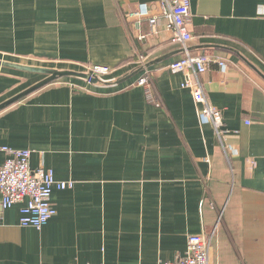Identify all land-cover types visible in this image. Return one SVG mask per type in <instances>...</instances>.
<instances>
[{"label":"crops","instance_id":"obj_1","mask_svg":"<svg viewBox=\"0 0 264 264\" xmlns=\"http://www.w3.org/2000/svg\"><path fill=\"white\" fill-rule=\"evenodd\" d=\"M140 4L160 14L159 0H0V61L115 70L107 85L63 78L0 112V145L73 185L53 190L40 230L19 226L22 204H0V264H164L197 234L211 237L210 264H264V0H190L187 52L208 61L197 78L221 139L166 70L185 53L164 21L129 18ZM175 52L146 69L159 106L135 85L143 71L124 79L138 55ZM43 78L0 67V105Z\"/></svg>","mask_w":264,"mask_h":264},{"label":"built area","instance_id":"obj_2","mask_svg":"<svg viewBox=\"0 0 264 264\" xmlns=\"http://www.w3.org/2000/svg\"><path fill=\"white\" fill-rule=\"evenodd\" d=\"M160 14L153 16L146 4H140L136 13L129 15L130 19H146L150 28L154 29L159 20H163L167 31L171 33L169 43L180 47L185 55L175 62L166 66L167 72L180 73L184 76V86L191 93L196 106V113L202 118L209 120L217 138L221 139L223 129V114L217 108L210 106L203 95L198 76L207 71L208 61L199 56L188 54V44L192 42L193 35L189 30L191 16L190 0H159ZM147 56L142 54L136 58V65L141 67L147 62ZM220 70L225 71L224 63H218ZM115 70L109 66L89 64L84 72L89 80L97 78L104 81ZM105 82V81H104ZM136 86L142 87L145 97L151 104L156 106L158 102L153 96V76L149 70H144L137 79ZM73 88V86H70ZM0 153L5 159L0 166V204L4 210L15 205H23L20 209L19 226L21 228L42 229L56 214L50 198L53 190H65L72 188L71 182L56 181L52 170L40 167L32 171L29 168V160L32 152L28 149L15 150L8 146L0 145ZM211 237L204 234L190 235L187 237L186 253L176 262H164V264H210Z\"/></svg>","mask_w":264,"mask_h":264},{"label":"water","instance_id":"obj_3","mask_svg":"<svg viewBox=\"0 0 264 264\" xmlns=\"http://www.w3.org/2000/svg\"><path fill=\"white\" fill-rule=\"evenodd\" d=\"M189 51V49H188ZM178 53H183V50H178ZM177 52L173 53V54H169V55H165L162 57H159L157 60L154 61H150V62H145L144 65H141V67H139L137 70L133 71L132 73H129L128 75H126L124 77V79L129 78L133 75H136L138 73H141V71H144L145 69L150 68L151 66L157 65L158 63L165 61L167 59H169L172 55H175ZM0 67H4V68H9V69H13L16 70L18 72L22 71L25 73H30V74H35V75H42L44 78L40 81H38L37 84H35L34 86L22 91L20 94L6 100L3 104L0 105V112L3 111L4 109L13 106L19 102H21L22 99L38 92V90H41L45 87H48L50 85H53L55 83V81L63 79V78H68V79H79L82 80L84 82H87L89 84L92 85H96V84H100V85H107L109 84L108 81L104 82V81H100L97 78H93L90 79L88 78V76L85 73H79V72H75V71H65V70H58V69H49V68H45V67H32V66H26V65H22V64H14V63H10V62H6V61H0ZM258 75H260L257 72ZM261 76V75H260ZM264 78V76H261ZM123 79V81H124Z\"/></svg>","mask_w":264,"mask_h":264}]
</instances>
